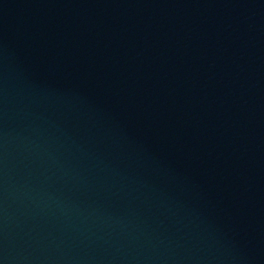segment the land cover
I'll use <instances>...</instances> for the list:
<instances>
[{"label": "water", "instance_id": "water-1", "mask_svg": "<svg viewBox=\"0 0 264 264\" xmlns=\"http://www.w3.org/2000/svg\"><path fill=\"white\" fill-rule=\"evenodd\" d=\"M0 264H264V0H0Z\"/></svg>", "mask_w": 264, "mask_h": 264}]
</instances>
